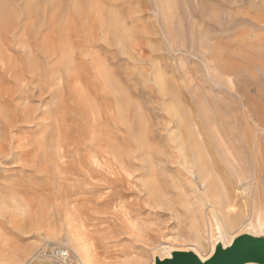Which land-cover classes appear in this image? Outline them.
Listing matches in <instances>:
<instances>
[{
    "label": "rangeland",
    "instance_id": "rangeland-1",
    "mask_svg": "<svg viewBox=\"0 0 264 264\" xmlns=\"http://www.w3.org/2000/svg\"><path fill=\"white\" fill-rule=\"evenodd\" d=\"M262 168L264 0H0V264L206 261Z\"/></svg>",
    "mask_w": 264,
    "mask_h": 264
},
{
    "label": "water",
    "instance_id": "water-1",
    "mask_svg": "<svg viewBox=\"0 0 264 264\" xmlns=\"http://www.w3.org/2000/svg\"><path fill=\"white\" fill-rule=\"evenodd\" d=\"M155 264H264V238L242 235L227 248L219 245L206 261L192 252H175Z\"/></svg>",
    "mask_w": 264,
    "mask_h": 264
},
{
    "label": "built area",
    "instance_id": "built-area-1",
    "mask_svg": "<svg viewBox=\"0 0 264 264\" xmlns=\"http://www.w3.org/2000/svg\"><path fill=\"white\" fill-rule=\"evenodd\" d=\"M51 252L54 261L59 262L61 264H67L70 254L66 248L56 247L53 248Z\"/></svg>",
    "mask_w": 264,
    "mask_h": 264
},
{
    "label": "bare ground",
    "instance_id": "bare-ground-1",
    "mask_svg": "<svg viewBox=\"0 0 264 264\" xmlns=\"http://www.w3.org/2000/svg\"><path fill=\"white\" fill-rule=\"evenodd\" d=\"M65 111H66V110H65ZM62 112H63V111H62ZM66 112H67V111H66ZM66 112H65V113H66ZM64 115H65V114H64ZM259 168H260V167H259ZM263 169H264V168H262V170H263ZM257 170H258V167H257ZM257 170H256V172H258ZM260 171H261V170H260ZM258 173H259V172H258ZM258 173H257L256 175H258ZM262 173H264V172H262ZM262 173L260 172V174H262ZM260 174H259V175H260ZM253 175H254V174H253ZM256 177H257V176H256ZM254 178H255V177H254ZM258 179H259V178H258ZM258 179H257V180H258ZM260 179H261V178H260ZM260 179H259V180H260ZM262 180H263V179H262ZM263 183H264V182H263ZM263 187H264V186H263ZM89 199H90V198H89ZM90 202H91V201H90ZM210 216H211V215H210ZM200 217H201V216H200ZM213 217H214V215H213ZM202 218H203V217H202ZM216 219H217V217H216ZM213 220H215V219H213ZM220 220H221V219H220ZM200 221H201V220H200ZM217 221H218V220H217ZM221 221H222V220H221ZM201 222H202V221H201ZM224 222H225V221H224ZM198 223H199V222H198ZM209 223H210V222H209ZM213 223H214V221H213ZM222 223H223V222H222ZM210 224H211V223H210ZM211 226H212V225H211ZM209 227H210V226H209ZM215 227L217 228V231H218V232L221 231V230H220V225H219L218 223H216ZM215 227H214V228H215ZM211 229H212V228H211ZM215 230H216V229H215ZM215 230H214V231H215ZM210 232H211V230H210ZM214 233H215V232H214ZM221 233H222V232H221ZM229 246H230V245H227L225 248H227V247H229ZM168 257H170V256H168ZM170 258H171V257H170Z\"/></svg>",
    "mask_w": 264,
    "mask_h": 264
},
{
    "label": "crops",
    "instance_id": "crops-1",
    "mask_svg": "<svg viewBox=\"0 0 264 264\" xmlns=\"http://www.w3.org/2000/svg\"><path fill=\"white\" fill-rule=\"evenodd\" d=\"M31 264H34V263H31Z\"/></svg>",
    "mask_w": 264,
    "mask_h": 264
}]
</instances>
